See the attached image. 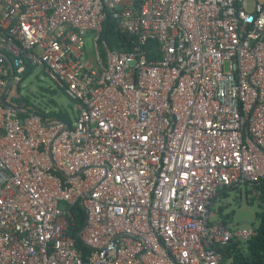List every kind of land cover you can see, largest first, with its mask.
<instances>
[{"label": "built area", "instance_id": "built-area-1", "mask_svg": "<svg viewBox=\"0 0 264 264\" xmlns=\"http://www.w3.org/2000/svg\"><path fill=\"white\" fill-rule=\"evenodd\" d=\"M106 11L133 52L101 40ZM28 66L73 123L2 103ZM262 178L264 0H0V264H220L258 224L211 221L213 198Z\"/></svg>", "mask_w": 264, "mask_h": 264}, {"label": "trees", "instance_id": "trees-1", "mask_svg": "<svg viewBox=\"0 0 264 264\" xmlns=\"http://www.w3.org/2000/svg\"><path fill=\"white\" fill-rule=\"evenodd\" d=\"M100 38L102 41L106 42L110 49L133 52L137 47L136 38L128 33L121 32L117 28V23L112 18L111 12L109 11H106V19L103 23V29ZM155 47L156 43L154 42H148L146 46H144L148 59H159L160 55L155 53ZM33 69V67L28 66L26 68L25 74L29 73ZM11 100L17 108H20L24 111L34 112L35 114L40 115L45 121L59 120L66 122L68 125L72 123L68 113L63 110H58L57 112L42 111L33 106L27 97H21L19 95L12 98ZM72 101L75 103L74 100ZM20 116L24 117L25 115L20 113ZM253 187L259 192L257 202L260 207L259 213L256 214V218L258 220L256 233L247 241H232L225 245H218L217 249L221 254L220 264H264V178H262ZM230 190L238 189L224 188L221 190L224 191L223 196L227 197V192ZM251 200V198H245V201L248 203H250ZM61 207H63V209H67L72 215V224L68 229V234L75 239L76 246L82 252L83 256L88 255L90 249L85 246L79 238V233L82 230L85 222V211L79 204L68 205L64 203L61 205ZM221 211L222 210L219 209L220 213ZM221 220L224 223L230 222L229 216L221 218Z\"/></svg>", "mask_w": 264, "mask_h": 264}, {"label": "rangeland", "instance_id": "rangeland-1", "mask_svg": "<svg viewBox=\"0 0 264 264\" xmlns=\"http://www.w3.org/2000/svg\"><path fill=\"white\" fill-rule=\"evenodd\" d=\"M85 38L87 49H89L91 48V46H88L90 35L88 34ZM11 94L15 97L18 95L27 97L33 106L45 112L63 110L68 113L72 123L77 115L75 103L39 67H35L32 71L26 73L18 85V90H12ZM241 192L243 193L240 190H230L227 192V197H224V191L220 190L213 198V209L216 213L210 220L229 216L235 225H238L242 220L249 221L250 224H258L256 214L259 213L260 207L257 199L248 189L247 197L252 199L248 203ZM219 209L222 211L220 216H217V210Z\"/></svg>", "mask_w": 264, "mask_h": 264}, {"label": "water", "instance_id": "water-1", "mask_svg": "<svg viewBox=\"0 0 264 264\" xmlns=\"http://www.w3.org/2000/svg\"><path fill=\"white\" fill-rule=\"evenodd\" d=\"M7 61H8V65H9V68H10V72H11V74H12V73H13V67H12V64H11V62H10L9 60H7ZM9 89H10V85L8 86V88H7V90H6L5 94H4V96H3V98H2V103H3L5 106L10 107V108L16 110L17 112H19V113H21V114H25V115L35 114L34 112L24 111V110H21L20 108H17V107H15V106H11V105L5 103V102H4V97H5V95L7 94V92L9 91ZM62 123H63L64 125H66L65 122H62ZM249 224H250L249 221H246V220H242V221H240V222L238 223L239 226H247V225H249Z\"/></svg>", "mask_w": 264, "mask_h": 264}, {"label": "crops", "instance_id": "crops-1", "mask_svg": "<svg viewBox=\"0 0 264 264\" xmlns=\"http://www.w3.org/2000/svg\"><path fill=\"white\" fill-rule=\"evenodd\" d=\"M241 194H243L242 192H241ZM241 198H242V196H241ZM239 199H240V196H239ZM212 212L214 213V209H212ZM217 212H218V215L217 216H220V212H219V210H217ZM215 213H216V211H215ZM214 213V214H215ZM219 219H221V217H219ZM231 221V220H230Z\"/></svg>", "mask_w": 264, "mask_h": 264}]
</instances>
